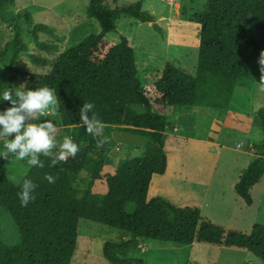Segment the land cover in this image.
<instances>
[{
  "label": "trees",
  "instance_id": "1",
  "mask_svg": "<svg viewBox=\"0 0 264 264\" xmlns=\"http://www.w3.org/2000/svg\"><path fill=\"white\" fill-rule=\"evenodd\" d=\"M192 3L196 5L198 0ZM15 5L16 0H0V18L16 32L15 39L0 52V63L11 53L19 56L28 52L20 23L23 19L29 23L30 17L6 18ZM87 15L100 24L101 33L61 54L48 74L19 70L14 67L15 59L11 63L10 88L46 85L53 89L62 127L73 129L79 151L54 166L50 158L41 156L44 168L29 167L22 161L30 168L23 181L30 179L37 184L35 199L26 207L17 195L22 183L15 184L2 171L13 157L0 159V211L11 215L21 235L15 246L0 239V264H72L81 220L131 235L129 240L105 245L104 257L114 264H145L133 258L142 251V239L246 250L264 262V225L255 224L252 232L245 234L203 219L200 208H181L163 197L148 201L154 177L168 170L165 149L174 127L167 110L229 111L238 83L253 80L249 64L264 50V0H206L200 9L184 5L183 18L201 26L197 74L192 76L169 63L151 86L140 78L132 40L127 36H121L120 42L108 39L124 17L156 22L143 2L113 8L106 0H92ZM46 29L37 25L31 35L39 47L49 49L38 36ZM85 103L94 104L88 115L95 114L107 132L96 137L86 132L80 119ZM10 106L6 101L0 109ZM256 115L264 132V109ZM115 128L141 138L144 154L110 172L106 161L115 147ZM253 153L256 159L236 185L237 195L248 206L254 204L253 188L264 179V142L254 146ZM84 172L89 174L90 183L81 192L76 181ZM45 174L54 176L55 183L44 180Z\"/></svg>",
  "mask_w": 264,
  "mask_h": 264
},
{
  "label": "rangeland",
  "instance_id": "2",
  "mask_svg": "<svg viewBox=\"0 0 264 264\" xmlns=\"http://www.w3.org/2000/svg\"><path fill=\"white\" fill-rule=\"evenodd\" d=\"M92 0H16V5L8 10L6 18L12 19L17 15H28L30 22L25 19L20 23V28L26 43L28 52L14 56L11 53L8 58L0 63V86L10 87L11 63L14 67L29 73L48 74L53 67V62L64 52L76 47L87 37L101 33V26L95 19L87 15V8ZM110 7L118 8L129 4L143 2L145 10L156 17L154 23H142L134 18L124 17L119 21L117 32L108 35V39L115 42L121 41V36H127L132 40L136 48L137 62L140 78L144 85L151 86L162 73L167 64L196 76L198 69L201 26L186 21L182 16L184 5H190L196 9L202 8L206 0H198L193 5L192 0H106ZM1 16V15H0ZM155 24H157L155 26ZM37 25L46 26V30L39 32V42L46 44L49 49L39 47L32 39V32ZM16 32L12 25H8L0 18V52H3L8 43L15 39ZM36 58L44 60L37 63ZM258 58L249 64V70L253 80H242L238 83L232 107L229 111H217L206 108H195L192 111L171 108L167 110L169 123L174 131L168 134V142L172 145L175 136L178 139L196 138L192 141V149L188 151L191 156L188 169L193 172L213 171L214 165L220 171L236 174L244 169L245 164H239L238 156H242L251 141L261 144L264 135L261 131L257 112L264 109V74L260 72ZM6 101L0 103L4 104ZM58 126L57 141L62 142L64 136L73 138V129H64L58 110L55 105V114H49ZM41 119L37 117L36 122ZM108 131L103 127L100 134ZM221 133V139L226 142V148L218 163L215 156L214 163L211 160L198 156L197 139H210ZM252 135L249 136L247 134ZM112 142L115 147L109 154L106 167L110 172L120 169L126 162L140 158L144 154V143L139 137L126 134L122 129L115 128L112 133ZM251 139V140H250ZM75 142V140H74ZM3 142L0 141V151ZM238 145H243L241 150ZM55 151V150H54ZM2 159V158H0ZM178 155L170 157L169 172L182 171L184 164ZM210 170V171H209ZM3 173L15 184L22 183L30 168L22 161L15 158L2 168ZM90 183L87 172L82 173L76 181V188L85 191ZM175 180H168L165 176H155L148 195V201L154 197H163L172 201L181 208H200L198 199L190 195L193 190L184 188L179 191L178 199L172 198L168 190L175 185ZM194 192V191H193ZM262 194V195H261ZM263 193L255 195L256 205L247 206H217L209 208L205 213V220L217 218L218 225H226L227 214L234 215L248 212L253 218L254 224L264 225ZM226 201L234 204L230 197ZM210 207V206H209ZM234 208V209H233ZM216 210V211H215ZM226 213V214H225ZM233 230V229H232ZM237 231V230H235ZM240 232V231H239ZM131 235L127 232L96 224L88 220H81L78 232V247L72 264H114L104 257V247L108 243H117L129 240ZM0 239L8 246H15L21 242L20 232L11 215L2 210L0 217ZM142 251L134 254V259H141L145 264H264L263 261L246 250L229 249L216 245L194 244L191 246L164 243L155 240L142 239ZM127 264H135L129 262Z\"/></svg>",
  "mask_w": 264,
  "mask_h": 264
},
{
  "label": "clouds",
  "instance_id": "3",
  "mask_svg": "<svg viewBox=\"0 0 264 264\" xmlns=\"http://www.w3.org/2000/svg\"><path fill=\"white\" fill-rule=\"evenodd\" d=\"M258 64L264 74V50L260 52ZM264 77V76H262ZM7 101L10 107L0 109V141L3 142L0 158L11 156L18 161H26L29 167L44 168L41 156L51 159V166L57 165L67 157H74L79 151V145L72 137L64 136L62 142L57 141V124L49 118L55 114L57 95L48 86L24 90V86H0V103ZM94 104L85 103L80 108V119L88 134L98 136L103 130L102 122L92 112ZM37 117H40L37 122ZM55 150V151H54ZM48 183H55V177L45 174ZM37 184L30 179L22 182L17 193L20 204L26 207L35 199L34 190Z\"/></svg>",
  "mask_w": 264,
  "mask_h": 264
},
{
  "label": "crops",
  "instance_id": "4",
  "mask_svg": "<svg viewBox=\"0 0 264 264\" xmlns=\"http://www.w3.org/2000/svg\"><path fill=\"white\" fill-rule=\"evenodd\" d=\"M261 131L264 135V132L261 128ZM221 133L214 136L212 140L210 139H197L198 148L197 153L198 156L211 160L214 163L215 156H218V163L226 148V142H223L221 139ZM249 136H252L247 134ZM196 140V138L189 139H178L177 136L173 138L172 145L167 143L166 145V154L167 158L174 157L178 155L179 160H182L184 164L182 171L173 170L169 172V161H168V170L167 173L163 176L168 177V180H175V185H172L168 190L169 198L172 196L175 200L180 197L179 195L181 190L184 188L193 190L190 195L198 199V202L201 206H205V211L202 212V218L205 219V213L209 210V208L217 207V206H244L245 201L241 199L236 193V185L241 179L242 174L249 168L250 164L256 159L255 154L253 153V148L256 145L254 141L248 145L247 150L242 151L243 145H238V149L241 150L242 156H238L239 164H245L244 169L242 171H238L236 174L232 176V174L224 171H220L219 167L214 165L213 171L209 173L206 172H193L188 169V163L190 162L191 156H188V151L190 148L192 149V141ZM251 140V139H250ZM168 142V141H167ZM264 142V141H263ZM262 144V143H261ZM178 160V162H179ZM154 180V179H153ZM153 183V182H152ZM151 189V188H150ZM252 197L254 200L253 206L256 205L255 195L259 193L264 194V179L253 188ZM262 195V194H261ZM227 196L230 197V200L234 203H228L226 201ZM172 202V201H171ZM263 206H264V197H263ZM246 204V203H245ZM177 205V204H176ZM247 205V204H246ZM210 206V207H209ZM213 206V207H212ZM248 206V205H247ZM250 207V206H249ZM252 207V206H251ZM234 209V208H233ZM2 211V210H1ZM0 211V213H1ZM202 211V209H201ZM216 211V210H215ZM226 214V213H225ZM228 222L224 225L227 229H233L245 234H250L254 227L253 218L248 212L240 213L238 215L232 214V210L227 214ZM209 220V219H207ZM210 221V220H209ZM211 222H218L217 218L211 220ZM223 226V225H221Z\"/></svg>",
  "mask_w": 264,
  "mask_h": 264
},
{
  "label": "water",
  "instance_id": "5",
  "mask_svg": "<svg viewBox=\"0 0 264 264\" xmlns=\"http://www.w3.org/2000/svg\"><path fill=\"white\" fill-rule=\"evenodd\" d=\"M157 24H155V26H156Z\"/></svg>",
  "mask_w": 264,
  "mask_h": 264
}]
</instances>
